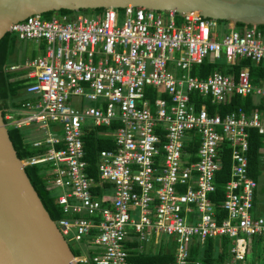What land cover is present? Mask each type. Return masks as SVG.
Here are the masks:
<instances>
[{
	"label": "built area",
	"instance_id": "obj_1",
	"mask_svg": "<svg viewBox=\"0 0 264 264\" xmlns=\"http://www.w3.org/2000/svg\"><path fill=\"white\" fill-rule=\"evenodd\" d=\"M219 25L197 10L127 5L31 14L9 26L18 40L35 42L37 55L6 68L13 79L27 80L31 98L5 115L13 120L6 126L32 127L39 135L32 144L43 151L21 162L51 164L49 187L64 190L56 225L81 249L74 255L79 264H132L130 243L141 252L164 237L175 244L169 264H199L190 260L192 245L222 236L231 243L223 264H245L250 240L264 239L247 157L254 128L264 164V81L252 83L248 66L234 72L240 58L264 61V25ZM207 58H224L228 72L192 75ZM249 95L248 113L242 106L224 115L208 111V104ZM49 121L60 129L52 132ZM95 128L114 144L99 151L96 177L84 148L86 132ZM225 144L229 178L217 205L210 194Z\"/></svg>",
	"mask_w": 264,
	"mask_h": 264
},
{
	"label": "water",
	"instance_id": "obj_2",
	"mask_svg": "<svg viewBox=\"0 0 264 264\" xmlns=\"http://www.w3.org/2000/svg\"><path fill=\"white\" fill-rule=\"evenodd\" d=\"M139 5L247 25H264V0H0V39L31 14ZM0 264H79L32 186L0 109Z\"/></svg>",
	"mask_w": 264,
	"mask_h": 264
},
{
	"label": "trees",
	"instance_id": "obj_3",
	"mask_svg": "<svg viewBox=\"0 0 264 264\" xmlns=\"http://www.w3.org/2000/svg\"><path fill=\"white\" fill-rule=\"evenodd\" d=\"M102 8L96 9H81L83 13L91 14L93 12H100ZM59 13H72L71 10L61 9ZM54 11L43 13L47 17H50ZM219 23H227L225 20H217ZM239 26L244 25L243 23H236ZM261 26V25H260ZM11 33L6 32L5 35L0 39V109L2 110V116L5 123H10L13 120H7L5 115L10 113L14 114L18 112V109L22 108V104L27 100H30L27 93H25L26 81L25 79H13V73L6 70L11 60V55H13L12 49L10 47ZM16 39L17 37L14 36ZM34 53L33 56L34 57ZM224 59L210 60L204 59L201 63L196 64L192 67V75H197L200 77H205L209 72L214 70H220L223 73H227L229 66L224 63ZM238 62L234 65V72L238 71L243 66H248L250 69V78L252 83L257 84L264 81V61L259 64H254L250 59L240 58ZM26 94V95H25ZM190 96L192 98H198L196 92H191ZM238 106H242L248 113L250 108L254 106L253 97L251 95L242 98L241 96H235L232 98L231 102L226 105H211L208 104V111L210 114L218 111L221 115L236 109ZM264 106V105H263ZM218 107V109H217ZM19 118V117H16ZM13 117V119H16ZM27 127H15L8 126V135L12 142V145L16 151V155L20 160H25L30 156L40 153L43 149H37L33 146V138L26 131ZM32 128V127H29ZM103 129V128H102ZM249 145L247 150L248 157V172L249 175L256 181L262 172V161L258 153V149L261 145V138L257 130L254 128H249ZM114 144L112 139L107 137H101L98 135V129H92L86 132L84 136V148H85V159L88 161V170L92 176L96 177L95 163L97 160V155L101 149L113 148ZM223 164L220 170L216 173V186L215 192L211 193L210 196L219 204L224 196V183L229 178L230 170V159H229V149L227 144L224 146ZM51 167V164L39 163L33 165H26L25 172L37 192L43 206L47 210L50 218L53 221H58L63 217L62 206L57 202V193H54L52 188L49 187L48 178L49 173L47 171ZM221 217L224 216V211H220ZM260 240L259 237H257ZM85 242V239L81 241V246ZM72 243H69V245ZM131 247L129 251V256L127 261L132 264H169L174 260V242L164 237L161 243L154 244L150 242L144 251H138L135 249L137 243H130ZM230 240L228 237L222 236L217 238H208L203 244L195 243L191 247L190 260L195 262L198 261L199 264H223L227 259H230ZM73 255H80V248L74 245L71 247ZM255 256L264 258V247L261 250H256ZM92 252L90 251L89 255ZM248 254V253H247ZM246 254L245 264H252V258H249ZM253 254V255H254ZM261 258V259H263ZM87 264H95L93 262ZM194 264V263H193Z\"/></svg>",
	"mask_w": 264,
	"mask_h": 264
},
{
	"label": "rangeland",
	"instance_id": "obj_4",
	"mask_svg": "<svg viewBox=\"0 0 264 264\" xmlns=\"http://www.w3.org/2000/svg\"><path fill=\"white\" fill-rule=\"evenodd\" d=\"M42 17L46 18L47 16L43 15ZM219 24H220L219 28H221L224 23L220 22ZM10 36H11L10 47H11L12 52H13V55H11V60H12L10 62L11 64L12 63H23L26 58H32L33 53L35 54L34 56L37 55V53L35 51L36 45H35L34 41L18 40L14 37L15 36L14 34H11ZM222 59H224V58H222ZM223 62L226 63V61H223ZM49 126H50L52 132H55L57 129H60L58 123H55L52 121H49ZM257 183H258V186H257V189L255 191L256 198L254 197L255 208L253 209V213L263 215L264 214V174L258 178ZM52 190L54 193H57V195L64 192V190H62L61 188H58V187L52 188ZM70 245H71V247L74 248V244H70ZM249 245H250V247H249V252L247 255L249 258L253 257L252 258V264H264V258L260 257V259H259V257L255 256V254H254L255 252H257L256 250L260 251L261 248L264 247V239L260 238V240H258L257 237H253L250 240ZM80 252L82 253L81 250H80ZM261 258H263V259H261Z\"/></svg>",
	"mask_w": 264,
	"mask_h": 264
},
{
	"label": "crops",
	"instance_id": "obj_5",
	"mask_svg": "<svg viewBox=\"0 0 264 264\" xmlns=\"http://www.w3.org/2000/svg\"><path fill=\"white\" fill-rule=\"evenodd\" d=\"M26 95V94H25ZM26 96H28L29 98H30V95H26ZM26 131H27V133L30 135V137H32L33 139L32 140H36L38 137H39V135L38 136H35L34 135V133L35 132H33V129L32 128H26ZM264 174V164H262V172H261V175L260 176H262ZM259 176V177H260ZM255 198H256V195H255ZM255 200V199H254ZM256 210V209H255Z\"/></svg>",
	"mask_w": 264,
	"mask_h": 264
},
{
	"label": "clouds",
	"instance_id": "obj_6",
	"mask_svg": "<svg viewBox=\"0 0 264 264\" xmlns=\"http://www.w3.org/2000/svg\"><path fill=\"white\" fill-rule=\"evenodd\" d=\"M5 125H6V123H5ZM7 127V126H6ZM8 128V127H7ZM24 168H25V166H24ZM55 223H56V221H54ZM69 244V243H68ZM70 246V245H69Z\"/></svg>",
	"mask_w": 264,
	"mask_h": 264
},
{
	"label": "bare ground",
	"instance_id": "obj_7",
	"mask_svg": "<svg viewBox=\"0 0 264 264\" xmlns=\"http://www.w3.org/2000/svg\"><path fill=\"white\" fill-rule=\"evenodd\" d=\"M24 128V127H23ZM254 204H255V202H254ZM254 208H255V206H254Z\"/></svg>",
	"mask_w": 264,
	"mask_h": 264
}]
</instances>
